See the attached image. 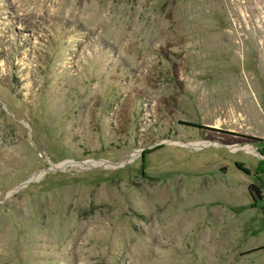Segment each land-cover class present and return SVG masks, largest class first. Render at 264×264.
<instances>
[{"label":"rangeland","instance_id":"1","mask_svg":"<svg viewBox=\"0 0 264 264\" xmlns=\"http://www.w3.org/2000/svg\"><path fill=\"white\" fill-rule=\"evenodd\" d=\"M0 264H264V0H0Z\"/></svg>","mask_w":264,"mask_h":264}]
</instances>
